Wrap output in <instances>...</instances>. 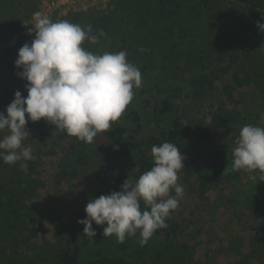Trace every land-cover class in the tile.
Here are the masks:
<instances>
[{
    "label": "trees",
    "instance_id": "trees-1",
    "mask_svg": "<svg viewBox=\"0 0 264 264\" xmlns=\"http://www.w3.org/2000/svg\"><path fill=\"white\" fill-rule=\"evenodd\" d=\"M12 1L18 4L17 9H19L21 0ZM250 1L254 9L264 10V0ZM114 2L110 15L100 16V19L95 18L91 24L94 33L102 29L106 35L100 38L98 44L84 41L82 46L93 53L103 54L105 46L110 45V40L118 41L119 46L110 51H126L129 62L135 60L138 54L145 55L143 63L148 62L147 60L152 57L158 58L165 63L166 78L175 80V77L180 76V79L178 84L173 83L172 80L166 88H162L163 86L157 83V87L161 86L158 90L150 85L147 91V94L155 91L157 95L154 97L150 94L148 96L154 97L155 100L151 101L148 98L145 101V105L149 106L151 103L150 111L156 124L161 127L157 136H150L138 143L137 125L134 129L128 128L121 120L125 118L122 115L109 131L99 133L95 138L98 149L110 147L115 155L121 157L133 151L139 152L137 170L130 177L138 179L153 166L151 154L153 145H160L163 142L173 143L184 156L201 145L225 140L236 132L238 127L244 126L247 112L244 106L246 98L253 93L261 94L264 98V50L258 49L259 44L251 40L252 25L249 23L253 21L247 19L249 18L246 15L247 11L239 9L242 7L241 4L236 0H115ZM240 2L246 5L245 1ZM9 4L12 3L0 0V112L5 114L7 106L14 100L16 91H20L24 97L27 96L25 88L21 90L12 87L7 92L2 86L11 81L8 73L10 69L13 68V72L17 73L22 71L15 68V61L18 58L15 54H18V50L25 43L31 44L34 39L33 37L32 40H28L27 36H20L16 46H7L9 36L19 33L23 21L31 14V11L27 12L28 9L23 5L26 13L24 19V16L20 17L19 14L11 15L10 10L7 11ZM129 6L136 9H130ZM33 8L35 9L36 6L33 5ZM246 8L247 14L252 13L249 10L251 8L247 5ZM121 13L126 14L124 20L120 22L111 20L113 17L116 20L120 19ZM80 16L75 14L73 20ZM71 17L72 13H68L62 20L68 21ZM204 21L212 24L199 25ZM187 23L190 26L185 28L183 25ZM196 25L200 26L201 30ZM211 25L212 30L217 32L211 33L212 37L205 39L207 35L205 33L211 30ZM32 34L35 36L34 32ZM144 40L154 43L147 45V48H150L144 50L140 48V45L145 46ZM225 40L227 42L223 44ZM213 47L217 49L216 52ZM147 69V66L142 68V70ZM191 99L210 102L206 106L209 114L212 115L209 121L205 116L198 119L193 115ZM130 115L133 116L132 122L138 121L139 117L135 111ZM26 130L36 132L43 138L53 137L52 133L45 129L43 119L38 122L29 121ZM68 137L69 135L64 131L56 133L59 141H64ZM24 144L29 147V138ZM80 145L77 138H71L72 150L78 149ZM117 145L118 150L115 149ZM141 145L145 147L142 152L138 150ZM78 153V160H83L82 152ZM32 154L35 159L21 160L11 166L0 159V264H208L207 253L210 250L206 249L205 259H202L198 249L200 241L197 242V239L200 232L186 233L190 222L185 220L180 222L176 210L172 211L170 218L166 220L168 227L158 229L147 245L142 247L145 250L151 242L158 247L157 253L148 260L133 261L105 255L99 250L91 259L82 261V253L93 247L97 237L96 234L92 243L83 234L84 225L78 223V220L86 218L85 207L89 201L76 215H65L55 208L38 207L34 200L43 182L40 180L36 155L33 152ZM233 159L230 147L223 144L204 163L197 159L183 161L184 169L179 174L187 179H179L178 183L183 186L184 195H196L199 199L208 201L212 189H218L222 193L230 184L240 185L242 171L233 170ZM24 163L28 165L26 168L21 167ZM190 177L194 182L189 180ZM127 179L115 180L104 191L92 193L90 199L120 191L121 185ZM255 190L253 185L248 193H244L240 207L246 209L252 215V220L258 222L257 229H250L254 233L248 237V240H238L237 245L235 240H231L227 243H230L229 248L221 246L220 249L212 252V255L217 256L220 250L226 251L227 254L232 253L235 260L229 264H264V193ZM141 207H144L143 202ZM43 222H49L54 226L62 245L43 258L39 257L40 254L29 257L19 250L22 238L24 240L36 238ZM93 228L97 233L98 225L94 222ZM135 237L140 239L139 234ZM136 254L141 256L143 252L139 251Z\"/></svg>",
    "mask_w": 264,
    "mask_h": 264
},
{
    "label": "clouds",
    "instance_id": "clouds-1",
    "mask_svg": "<svg viewBox=\"0 0 264 264\" xmlns=\"http://www.w3.org/2000/svg\"><path fill=\"white\" fill-rule=\"evenodd\" d=\"M33 21L29 35L34 32V39L18 50L15 61V66L22 69L17 75L28 82L27 96L16 91L6 114L0 112V132L7 133L0 138V159L10 166L35 159L31 147L24 144L30 137L26 130L29 121L44 119L56 130L92 144L99 133L109 131L122 117L134 98V89L142 87V74L128 61L126 51L96 54L82 46L84 41L98 44L106 35L102 29L94 33L91 25L53 22L40 12L33 14ZM257 27L264 32V24L258 23ZM151 154L150 170L138 179L129 177L120 191L87 203L86 218L78 223L84 225L83 234L92 243L97 234L93 222L106 224L103 236H115L119 243L139 234L141 247L158 229L168 227L166 220L184 195L178 180L185 157L170 142L153 145ZM233 158L234 171L250 173L256 184L253 173L259 170V181L264 182V126L242 127Z\"/></svg>",
    "mask_w": 264,
    "mask_h": 264
},
{
    "label": "rangeland",
    "instance_id": "rangeland-1",
    "mask_svg": "<svg viewBox=\"0 0 264 264\" xmlns=\"http://www.w3.org/2000/svg\"><path fill=\"white\" fill-rule=\"evenodd\" d=\"M6 1L12 3L9 4L7 8V11L10 10L11 15L19 14L20 17L24 16L26 13L23 10V5L28 9L27 12L31 11L29 17L23 21L20 32L13 33L12 36H9L10 40L7 46L10 47L16 46L20 36H27L26 38L28 40H32L34 35H29V29L33 28L31 24L34 23L33 14L35 12L42 13V15L48 17L53 22L60 21L64 15L72 13V17L68 20L69 22L81 26H88L92 24L95 18L100 19V16L110 15L112 5L115 4V0H104L103 2H97L92 7L88 6L82 10L76 9L75 11H68L66 9L63 10L62 7L59 6L61 0H21L19 9H17L18 4L14 3V1ZM240 1H245L246 5L251 8L249 10L252 11V13L247 14L248 9L246 5L242 4ZM236 2L242 5L241 8L238 7L240 10L247 11L246 15L250 18L247 19L253 21L249 23V25H252L250 38L255 44H259L257 48L261 49V47H264V32L257 27V24H264V10L254 9L253 3L250 0H236ZM33 5L36 6L35 9ZM130 9H136V7H131ZM75 14H80L81 16L75 17L73 20ZM125 18L126 14L124 15L121 13L120 19L116 20V18L113 17L111 20L120 22ZM178 22L180 23V20ZM210 23L204 21L199 25L206 24L208 26ZM183 26L188 28L190 24L187 23ZM196 26L201 30L200 26ZM212 28L213 26L211 25V30L205 33L207 34L205 35V39L211 38V33L216 31H213ZM226 42L227 40H225L223 44ZM109 43L110 45L108 44L105 46V52H112L110 49L114 50L119 46L118 41L115 40H110ZM144 43L145 46L140 45V48L147 50L150 48H147V45H152L154 41L146 42L144 40ZM188 43L191 44L189 41ZM196 45L197 44H195V46ZM212 49L215 50V52L217 51L214 47ZM15 56L18 57V54H15ZM143 57L145 58V55L138 54L135 60H131V63L137 67L139 66L138 68L142 74V87L134 89V98L123 113V117L125 118L121 119L130 129H134L137 125L136 138L138 143L150 136H157L161 131V127L156 124L150 111L151 103L149 106L147 104L145 105V101L148 98L154 101V97L157 96L155 91L147 94L150 85L155 88V90H158L161 86L157 87V83L161 84L163 86L162 88H166L170 85L172 80L173 83L176 82L175 84H178L180 79V76L177 78L175 77V80L166 78L167 71L164 70L165 63L160 59L152 57L147 60L148 62L143 63V61H145ZM144 66H147L148 69L142 70ZM8 73L11 81L4 83L2 88H6L7 92H9V89L12 87H18L21 90L25 88V84L28 82L20 78L17 72H13V68L10 69ZM162 80L165 82L162 83ZM150 94L154 97L151 98L148 96ZM209 103V101L191 99L190 104L192 105L193 115L198 119L205 116L209 121V118L212 117L206 108ZM244 106H246L247 110L245 113L246 121L244 125L262 124L264 126V119H262V116H264V98L262 95L253 93L248 96L244 102ZM132 111H135L139 117L137 122H132L133 116L130 115ZM43 124L45 129L52 133L53 137L43 138L36 132L28 131L30 133L28 145L36 155L40 180L43 182V186L40 188L38 196L34 200L38 207L55 208L59 209L65 215H76L90 200L92 193L99 190L104 191L107 186L113 184L115 180H124L135 174L137 170L136 162L140 155L139 152L133 151L124 157L117 156L110 147L98 149L95 145V140L92 144H86L80 141V147L72 150L71 138L73 137L69 136L70 138L68 137L64 139V141H59L56 138V133H58L59 130H56L54 125L46 122L44 119ZM241 129L242 128L238 127L236 132L232 133L225 140L214 141L192 149L191 152L184 155L185 159L183 161L197 159L204 163L209 160L223 144H227L230 147V151L233 152ZM6 134V132H0V138ZM138 150L142 152L145 150V147L141 145ZM78 152H82L81 156L83 160H78ZM146 152H148V150ZM259 174V170L253 173V175L257 177V183L255 184L251 179L250 173L245 171L240 172V185L230 184L225 187L222 193L218 189H212L208 195V201H203L196 197V195L189 196L187 194L179 201V206L176 209L177 218L180 222L183 220L190 222L189 229L186 233L191 231L200 232L197 239V242L200 241L198 249L202 259H205L204 254H206V249L208 248V250H210L209 253H207V258H209L207 261L208 264H229L231 261L234 262L235 257H232V253L227 254L226 251L220 250L217 256L212 255V252L220 249L221 246L229 248L230 243H227L231 242V240H235L236 245L239 242L238 240H248V237L254 233L250 229H257L256 224L258 226V222L256 223V221L252 220V215L246 211V209L240 207V202L244 193H248L253 185L254 189L256 188L257 191L261 190L264 193V182L259 181ZM183 178L187 179L182 174H179V179L183 180ZM189 180L194 182L192 177H190ZM256 190L255 192H257ZM41 225L42 229L39 231L36 238H31L29 240H24V238H22L21 248L19 250L29 257L40 254L39 257L43 258L45 255H49L47 253H51V251L57 249L59 245H62V241L51 223L43 222ZM106 226V224L98 226L94 245L84 250L81 256L82 261L91 259L99 250L105 255L123 257L132 259L133 261L138 260V262H141L142 259L148 260L157 253L158 247L152 242L143 250L138 243V237L126 238L123 243L117 242L115 236L104 237L103 228ZM139 251L143 252L141 256L136 254V252Z\"/></svg>",
    "mask_w": 264,
    "mask_h": 264
},
{
    "label": "built area",
    "instance_id": "built-area-1",
    "mask_svg": "<svg viewBox=\"0 0 264 264\" xmlns=\"http://www.w3.org/2000/svg\"><path fill=\"white\" fill-rule=\"evenodd\" d=\"M103 2L104 0H61V4H59L60 7H62L63 10H72L75 11L76 9H85V7H92L97 2Z\"/></svg>",
    "mask_w": 264,
    "mask_h": 264
}]
</instances>
